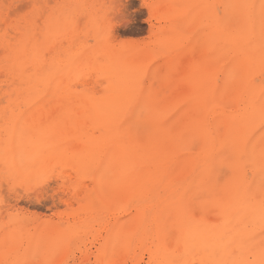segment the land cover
Returning a JSON list of instances; mask_svg holds the SVG:
<instances>
[{
  "label": "bare ground",
  "instance_id": "obj_1",
  "mask_svg": "<svg viewBox=\"0 0 264 264\" xmlns=\"http://www.w3.org/2000/svg\"><path fill=\"white\" fill-rule=\"evenodd\" d=\"M7 1L0 0V123L57 120L61 132H5L0 174H54L68 162L59 172L117 175L119 184L132 181L153 203L173 204L187 192L209 191L216 167L226 164L232 177L218 188L224 197L200 205L250 216L260 221L255 235L264 236V0H147L160 25L145 44H115L99 24L81 30L73 16L86 5L77 0H64L44 26L35 11L19 14L18 0ZM233 17L238 24L230 26ZM82 58L79 72L85 60L90 65L77 91L68 70ZM153 78L176 89L174 97L163 95L168 86L153 90ZM101 81L97 97L89 87ZM178 92L192 104L167 106ZM162 95L168 104L157 108ZM148 124L150 133L138 140L135 132ZM190 140H199L197 152L186 151ZM263 244L255 245L252 264H264ZM222 249L219 264L228 254ZM231 251L237 264L248 263Z\"/></svg>",
  "mask_w": 264,
  "mask_h": 264
},
{
  "label": "rangeland",
  "instance_id": "obj_2",
  "mask_svg": "<svg viewBox=\"0 0 264 264\" xmlns=\"http://www.w3.org/2000/svg\"><path fill=\"white\" fill-rule=\"evenodd\" d=\"M77 1L86 5V11L74 14V20L78 22L76 25L81 24L79 28L85 30L99 24L104 34L115 44L148 43L160 25L147 0ZM7 2L9 4L11 0ZM26 2L17 1L21 4L18 6L19 14L35 11L39 14L38 20L42 23L40 25L44 26L52 12L58 9L64 0H35L33 5L37 7L31 8ZM236 24L238 19L231 18L229 25ZM205 44L202 42L201 46L204 47ZM83 60L82 58L74 62L68 70L72 86L77 91L85 87L84 76L81 75L83 67L86 70L85 67L90 65L85 60L87 65L83 64L80 69L82 73L79 72ZM58 63H61V60ZM59 74L61 73L56 75ZM153 79L148 85L155 91L170 85ZM104 84L102 81L96 82L89 88H93L96 96L101 97ZM170 88L168 86V89L162 92L164 96H173L176 89ZM177 94L180 95L179 99ZM163 95L162 100L153 103L157 108L159 103V107L166 104ZM175 96L177 98H173L174 101L168 99L167 102L173 103H167V106H174L172 104L179 103V100L177 105L192 104L187 100L184 103V100L180 99V92ZM55 122L58 121L34 123L28 119L9 128L3 121L4 124L0 123V136L8 134L10 130L14 135H24L28 132L25 134L27 137L38 132L58 134L61 128ZM179 122L173 125L172 131L178 129ZM70 125L74 128L70 123L67 126ZM149 126L148 124L137 129L135 136L138 140L147 137L151 131ZM147 131L149 133H146ZM144 133L147 134L145 137ZM198 142L199 140H190L186 151L197 152ZM63 167L68 168L69 163L65 162L54 174H39L38 171L33 172V175L0 174V264H204L206 260L207 264H219L218 258H221L222 248L228 251L226 256L230 255L232 264L235 262L233 255L229 254L232 248L236 256L241 253L239 257L243 258L244 263L252 264L256 258L258 244L264 243V238H260L262 242L259 243V237H264L262 230L257 231L256 235L259 237H256L253 231L260 225V221L250 216L238 218L235 214L228 215L227 219L228 216L218 209L214 211L215 208L211 210L212 208L200 205L215 194L224 197V193L218 192V188L232 177V169L226 164L216 167L212 177L214 187L209 191L187 192L185 196L175 199L177 201H173V204L170 203L171 205L153 203L151 196L136 188L132 181L119 184L116 181L117 175L76 174L67 173V170L59 172ZM225 172L229 174L225 175ZM99 177H102L103 181ZM165 201L171 202L161 200ZM238 224L242 228L236 226ZM235 226L237 230L234 231ZM220 234L225 238L219 239L222 236ZM237 234L242 236L238 235L240 242H237V239L235 241ZM237 243L240 245L234 248ZM255 245L258 247L255 248ZM226 256L225 260L228 259ZM223 259H220V264H225ZM231 260H227L229 263L226 264H231Z\"/></svg>",
  "mask_w": 264,
  "mask_h": 264
}]
</instances>
